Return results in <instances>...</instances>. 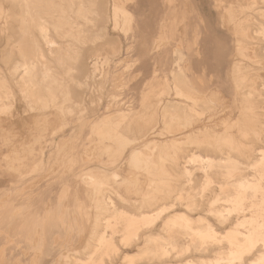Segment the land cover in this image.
Instances as JSON below:
<instances>
[{
  "label": "rangeland",
  "instance_id": "rangeland-1",
  "mask_svg": "<svg viewBox=\"0 0 264 264\" xmlns=\"http://www.w3.org/2000/svg\"><path fill=\"white\" fill-rule=\"evenodd\" d=\"M7 1L0 0V81L4 83L0 91L7 94L0 101V264H82L89 255L96 262L102 257L101 264H256L264 254L263 242H257L251 254L233 258L224 236L243 217L256 215L253 212L264 204V196L258 193L257 198H248L245 211L232 213L225 197L234 193L239 179L252 181L264 175V163H260L264 162V37L257 33L259 23L264 24L260 13L264 0L253 7L256 21L247 24L241 22L245 14L240 11L245 0H96L97 27L79 22L89 39L83 54L86 71L75 72L81 85L71 86L77 103L63 102L60 96L56 106L46 109H32L19 82L23 64L32 62L26 57L35 49L41 47L40 53L50 61L52 57L37 23L23 13L21 0ZM35 5V11L45 8ZM205 24L215 27L229 43L230 56L224 64L233 58V64L241 66V81L235 68H225L224 86L204 80L193 86L199 93L196 97L192 89L175 82L170 69L177 74L187 67L186 60L194 58L191 50L183 58V40L190 36L185 27L201 44ZM249 24L252 32L246 37L242 31ZM81 28L66 27L62 35H78ZM99 28L103 38L96 41L93 36ZM23 29L28 43L18 38ZM50 35L64 53L72 43L78 45L75 38ZM240 44L249 49L250 56L235 50ZM206 70L198 66L197 74L207 76ZM35 73L39 94L46 95L49 82L40 80L39 68ZM218 90L223 92V103L214 98ZM171 116H175L173 123ZM145 152L155 155L156 163ZM193 154L214 160L230 156L239 162L238 169L229 173L214 166L211 171L191 161ZM109 196L126 216L109 227L112 245L107 249L111 250L99 239L112 215L105 202ZM253 201H257L254 206ZM163 205L170 209L153 225L137 222L129 227V218L151 214ZM217 209L226 212V220H220ZM172 212L186 213L195 228L213 223L218 238L195 247L190 235L174 233L177 245H168L163 227ZM160 243L168 248L165 253L157 249Z\"/></svg>",
  "mask_w": 264,
  "mask_h": 264
},
{
  "label": "bare ground",
  "instance_id": "bare-ground-1",
  "mask_svg": "<svg viewBox=\"0 0 264 264\" xmlns=\"http://www.w3.org/2000/svg\"><path fill=\"white\" fill-rule=\"evenodd\" d=\"M4 1H7V0H4ZM17 1V0H16ZM122 1V0H121ZM262 1V0H261ZM8 2V1H7ZM11 2V1H10ZM9 2V3H10ZM15 2V1H14ZM20 2V1H19ZM220 2V1H219ZM223 2V1H222ZM258 2V0H245L243 2V4H241V12L245 14V16L241 17L242 18V21L241 22H246L244 24H247V22H252L254 23V20L255 18L253 17V7L254 5ZM36 3H39L41 4L42 6H44L45 8L41 11L40 9L38 11H35V8L37 7L35 4ZM233 3V2H232ZM263 3V1H262ZM21 4L23 6V13L27 15V17L29 18L28 21H35L37 23V26H38V30L39 32L41 33V35L43 36V39L45 41V45L47 47V50L49 52V56L52 57V60H48L46 59L41 53H40V50H41V47L40 49L37 48L34 50L33 54L31 52V56L30 57H26V58H29V60H31L32 62H27L25 64H23L24 66V74H23V77L21 78L19 84H20V87H21V91L22 93L24 94L25 98L28 100L29 102V105L31 106L32 109H46L48 107H51V106H56L58 104V100L60 98V96H62V99H63V102H76V98H75V95H74V91L73 89L71 88V86H80L81 85V81L79 80L78 76L75 75V72L77 71V69H81V70H84L86 71V62L84 61L83 57H84V53H85V46H86V42L87 40L89 39V36L87 37V35H84L85 34V30H83L79 24V22H86V24L88 26H93V27H97L98 23H99V20L98 18H96L98 16V9H97V5H96V0H21ZM121 3H116L117 6H120ZM233 6V5H232ZM262 7V6H261ZM21 8V5L20 7ZM232 8V7H231ZM22 9L20 10V12L22 11ZM18 12V13H20ZM262 12V13H261ZM22 13V14H23ZM260 13L261 14H264L263 10L261 11L260 10ZM259 13V14H260ZM22 16V15H21ZM91 16H93V19H91ZM263 16V15H262ZM261 16V17H262ZM20 17V16H19ZM233 17V16H232ZM264 18V17H263ZM24 19V18H23ZM27 19V18H26ZM95 19L96 22L93 23V20ZM240 19V18H239ZM262 19V18H261ZM256 21V20H255ZM239 23V22H238ZM31 24V23H30ZM33 24V23H32ZM251 24V23H250ZM250 24L247 25L248 26V29L242 31L243 35L244 36H249L250 35V32L251 29L249 28L250 27ZM77 25L78 27H80L81 29L78 31L79 34L77 35L76 32H70V33H63L62 35V32H63V29L66 28V27H73ZM86 25V26H87ZM243 25V24H242ZM36 26V25H35ZM244 26V25H243ZM242 26V27H243ZM21 28V26H19ZM29 27V26H28ZM32 27V25H31ZM30 27V29H31ZM241 27V26H240ZM254 27V25H253ZM258 27V30L259 34H261L263 37H264V24H261L259 23V25L257 26ZM19 28V29H20ZM33 28V27H32ZM252 28V27H251ZM28 29V28H26ZM29 29V30H30ZM241 29V28H240ZM255 29V28H254ZM32 30V29H31ZM30 30V31H31ZM242 30V29H241ZM101 29L99 28L97 30V32L95 33V35L93 36L94 39L99 40V39H102L103 38V35L100 33ZM19 32V31H18ZM33 32V31H32ZM31 32V33H32ZM172 33V31H170ZM187 32L190 34V31L189 29H187ZM252 32V31H251ZM50 33L52 35H54L55 37L57 38H75L76 41H78V45L77 47L72 43V45H70L68 51L66 53L63 52V50H61L60 48V45L59 43L55 42L54 39L52 38V36L50 35ZM241 33V34H242ZM255 33V32H254ZM253 33V34H254ZM19 37L20 39L24 38L27 34V31L26 30H21L20 33H19ZM29 34V33H28ZM35 34V32H34ZM33 34V36H35ZM30 36L32 34H29ZM174 34H169V37H173ZM185 35V34H184ZM188 35V34H187ZM36 36H38L36 34ZM242 36V35H241ZM251 36V35H250ZM261 36V37H262ZM258 37V35L256 36ZM27 38H28V35H27ZM179 38H182V34H180V37ZM25 39V38H24ZM242 39V38H241ZM248 39V38H247ZM263 39V38H262ZM35 40V38L33 39ZM182 40V39H181ZM216 40V39H215ZM259 40V39H258ZM256 39V41H258ZM18 41V39H17ZM20 41V40H19ZM24 42H27V40H23ZM261 41H264V40H261ZM30 42V41H29ZM39 41L37 40V43ZM250 42V41H249ZM253 42V41H252ZM19 43V42H18ZM28 43V42H27ZM32 43V42H31ZM35 43V42H34ZM40 43V42H39ZM239 43V42H238ZM264 43V42H263ZM33 44V43H32ZM42 45V43H40ZM216 44V43H215ZM254 44V43H253ZM35 45V44H34ZM33 45V46H34ZM39 45V44H38ZM40 45V46H41ZM241 45V44H240ZM239 45V46H240ZM244 45V44H243ZM248 45V44H246ZM28 47V45H27ZM35 47V46H34ZM187 47V50L190 49V46H186ZM252 47V46H251ZM255 47V46H254ZM253 47V48H254ZM33 48V47H32ZM226 48V47H225ZM26 49V48H25ZM30 49V48H29ZM186 49V48H185ZM23 52H24V47H23ZM21 50V51H22ZM173 50V49H172ZM235 50H237V52L239 54H245L247 56H250L251 52L249 51V49L246 47H243L241 45V47H237ZM225 51V50H224ZM264 51V50H263ZM26 52H30L29 51H26ZM25 52V53H26ZM43 52V51H41ZM175 52V51H174ZM255 52V50H254ZM253 52V53H254ZM9 53V52H8ZM183 58H186V53L183 51ZM21 54V53H20ZM10 55V54H9ZM22 55V54H21ZM87 55V54H86ZM180 55V53H179ZM253 55V54H252ZM23 56V55H22ZM26 56V54H25ZM225 54L224 52H222L220 54V58L219 60V63L217 64V69H218V66L220 67V65L222 64V59L224 58ZM241 56V55H240ZM242 57V56H241ZM9 58V56H8ZM81 58V59H80ZM182 58V57H181ZM249 59V57H247ZM51 59V58H50ZM251 59V58H250ZM256 59V58H255ZM5 60V59H4ZM78 60V61H77ZM83 60V61H82ZM186 60V59H185ZM213 60V59H212ZM24 61V60H23ZM255 61V60H254ZM175 62V61H174ZM175 63H178L177 61ZM21 66V65H20ZM180 67V66H179ZM19 68V67H17ZM16 68V70H17ZM37 68H39L42 72V76L40 78V80L42 82H49V85L48 87L46 88V95H40L39 94V91H40V88L39 87V82L35 81V71L37 70ZM173 68V67H172ZM235 70L237 71V74L240 72L241 70V66L238 65L237 62H235L232 66V70ZM212 69V68H211ZM215 69V68H214ZM185 70V69H184ZM182 70L180 68V71L179 73H173V71L171 70V74H172V78L174 80H176L175 82H177V84L179 83V85L181 87H185V88H190L194 91L193 93V96H196L198 97V92L196 89L193 88V85L191 83V80L189 78V76L187 75V71L185 70ZM234 70V71H235ZM214 71V70H213ZM15 73V72H14ZM220 73V72H219ZM218 74V73H217ZM235 74V75H237ZM233 75V76H235ZM241 75V74H240ZM69 77V82L68 80L66 79V77ZM36 77V76H35ZM238 80L239 79V74L238 76H236ZM241 77V76H240ZM3 78V77H2ZM241 81V80H240ZM7 81H5L6 83ZM3 82L0 81V85L3 86ZM221 85H223L224 83L221 82L220 83ZM241 84V83H240ZM252 90H253V87H251ZM257 90V88H256ZM190 91V90H189ZM192 91V92H193ZM263 91V90H262ZM179 92V91H178ZM217 94L214 95V98L216 99L217 102H222L223 101V92H216ZM249 93V92H248ZM251 93V92H250ZM249 93V94H250ZM256 94V93H255ZM255 94H253L252 96H254ZM259 94V93H258ZM245 95V94H243ZM250 96V97H252ZM236 97V96H235ZM4 99H7V94L0 91V101H3ZM61 99V98H60ZM250 99V98H249ZM253 99V98H252ZM245 100V99H244ZM252 100H248V102H250ZM245 102V101H244ZM223 103V102H222ZM227 103V102H226ZM246 103V102H245ZM252 103V102H251ZM254 103V102H253ZM220 105V104H219ZM172 106V105H171ZM169 106V108L171 107ZM253 106H255V104H253ZM176 107V106H175ZM245 107H246V104H245ZM259 107V106H258ZM262 107V106H261ZM264 107V106H263ZM262 107V108H263ZM3 108V107H2ZM150 107H147L145 110H144V114L146 115V113H148L147 109H149ZM166 108V107H164ZM251 108V106H250ZM260 108V107H259ZM171 109V108H170ZM176 109V108H175ZM242 109H245L244 107ZM247 109V108H246ZM245 109V110H246ZM255 109V108H254ZM167 110V109H166ZM169 110V109H168ZM174 110V109H173ZM173 110L171 109L170 112ZM252 110V108H251ZM146 111V112H145ZM177 111V110H176ZM250 111V110H249ZM151 112V111H150ZM153 112V111H152ZM169 112V113H170ZM254 112V111H253ZM251 112L252 114H255ZM154 113V112H153ZM165 114V112H162ZM174 113V112H173ZM177 113V112H176ZM246 113V112H244ZM243 113V115H244ZM148 115V114H147ZM169 115V114H168ZM180 115V114H179ZM249 115V114H248ZM167 116V115H166ZM169 118V117H168ZM111 119V118H110ZM166 119V118H165ZM177 119H179V117H177ZM240 120L242 118H239ZM238 119V120H239ZM171 123H173V121H175V116H171ZM168 121V120H167ZM107 122V121H106ZM100 123V122H99ZM102 124V123H100ZM178 124V123H177ZM135 133V132H134ZM224 135V134H223ZM229 135V134H228ZM220 136V135H219ZM236 141V140H235ZM174 143V140L172 141ZM229 142V141H228ZM217 143V142H216ZM237 145V144H236ZM233 146V145H231ZM235 146V145H234ZM237 147V146H236ZM232 148V147H230ZM235 148V147H234ZM241 148V147H240ZM238 149V147H237ZM234 150V149H233ZM239 151V150H237ZM148 152V150H147ZM152 152V150H151ZM235 152V151H234ZM241 153V152H240ZM239 153V154H240ZM155 154V153H154ZM17 155V154H16ZM145 156H148L149 160L154 163H156V161L154 160V156L153 154L151 153H146L144 154ZM157 155V154H156ZM229 155V154H228ZM227 155V156H228ZM238 155V154H236ZM263 155H264V152H263ZM15 156V155H14ZM245 156V155H244ZM15 158V157H14ZM13 158V159H14ZM18 158V157H17ZM190 158V157H189ZM261 159H264V156L261 158ZM17 160V159H16ZM191 161H194L196 163H200V165H203L204 167L206 168H210L211 171L212 169H215L216 167L214 166H217V168H224L226 169L229 173L235 171L238 169V163L236 160H233L232 158L229 157H226L225 159H219V160H214L212 158H208V157H202L198 154H193L191 159ZM259 160V159H258ZM263 161V160H262ZM260 162V163H264V162ZM152 162V163H153ZM193 163V162H191ZM256 163V161H255ZM258 163V162H257ZM256 163V164H257ZM259 163V164H260ZM252 163H250V167ZM259 164H257L258 166H260ZM241 165V163H240ZM243 165V164H242ZM248 165V164H247ZM255 165V164H254ZM256 165V166H257ZM255 166V167H256ZM214 167V168H212ZM203 168V167H202ZM204 169V168H203ZM257 169V167L255 168ZM263 169V167H262ZM202 170V169H201ZM223 170V169H222ZM188 170H186V172H188ZM204 171V170H203ZM202 171V172H203ZM207 171V170H206ZM258 172V171H256ZM263 171H261V174ZM239 173V172H238ZM206 174V178L209 179L211 176H209V174L207 172H205ZM204 174V175H205ZM260 174L258 173L257 176H259ZM237 176V175H236ZM256 176V177H257ZM264 177V175H262ZM263 177H260V178H256L254 180H249V179H245V178H241L239 179L238 181L235 182L234 184V193H230L229 195H227L225 197V203H229L230 204V209L232 210L231 213L233 211H240V210H244V204L246 203V200L251 197H256V195L258 193H261L263 194L264 196V184H263ZM232 178V176H231ZM212 179V178H211ZM210 179V180H211ZM92 181V180H91ZM204 182V180H203ZM206 182V181H205ZM208 182H210L208 180ZM207 182V184H208ZM214 182V180H213ZM234 182V181H233ZM92 183V182H90ZM94 183V182H93ZM103 183V182H101ZM100 183V184H101ZM212 183V182H210ZM232 183V182H231ZM89 184V183H88ZM99 184V185H100ZM1 185V184H0ZM202 185V184H201ZM232 185V184H231ZM230 185V186H231ZM103 186V184L101 185ZM100 186V187H101ZM209 186V185H208ZM201 187H205V186H201ZM233 187V186H232ZM231 187V188H232ZM233 187V188H234ZM112 188V187H111ZM206 190H207V186L205 187ZM204 190V191H206ZM109 191V190H108ZM112 193V192H111ZM146 193V192H145ZM219 195V194H218ZM217 196V195H216ZM220 196V195H219ZM218 196V197H219ZM262 196V198H263ZM217 197V198H218ZM254 198V199H255ZM215 199V198H214ZM220 199V197H219ZM216 200V199H215ZM222 200V199H221ZM105 202H106V207H107V211H110V213H112L111 215V218L108 220L107 222V227L105 228L106 230L104 231L103 235L101 236V238H99L101 240V242H103L102 244H106V249L108 246H111L112 245V237H110V232H109V227L111 226V228H113L112 225H114L115 221L117 219H120L122 216L126 217L125 214H123L120 210H117L116 209V206L114 204V201L112 200V198L109 197H105ZM254 202V201H253ZM257 202V201H256ZM254 202L253 203V206L254 204L256 205L257 203ZM261 202V201H259ZM258 202V204H259ZM264 202V198L262 200L261 203ZM210 203V202H209ZM215 203V202H213ZM218 203V202H217ZM220 203V202H219ZM252 203V202H251ZM176 204V201L174 202V205ZM228 204V206H229ZM209 205V204H208ZM211 205L213 206L214 204L211 203ZM220 205V204H219ZM260 205V208L257 207L255 209V213L256 215H253L251 216V213H250V217L246 218L243 217V219L238 222L237 224V227H235L234 229L232 228L229 233L227 231V235L225 234V239H227L228 243H229V254L230 256H232L233 258L235 257H238V256H241V255H244V253H249L250 251L252 252V250L256 247V244L257 242H263L264 243V214L261 213V212H264V208L261 207L262 205L264 204H259ZM173 205L171 204L170 205V208H172ZM176 206V205H175ZM174 206V207H175ZM252 206V205H251ZM250 206V207H251ZM252 206V208H253ZM105 207V208H106ZM167 207V206H166ZM161 206V208H158V210L152 212L151 214H143L141 213V215H138L137 218H129L130 222V226L137 223V222H144V224L146 223H151L152 225L156 222V220H158L165 212H167L169 206L166 208ZM169 208V209H170ZM226 208V207H225ZM229 208V207H227ZM243 208V209H242ZM247 208V207H246ZM210 210H212L211 208H209ZM247 210V209H246ZM248 210L249 207H248ZM126 211V210H125ZM214 211V210H213ZM229 212V209L227 210ZM245 211V210H244ZM211 213V211H209ZM227 212V214H228ZM125 213V212H124ZM168 213V212H167ZM170 213V212H169ZM173 213V212H172ZM216 213L218 214L217 216H219L220 220L222 219H227V216L226 215V212L224 213L223 210H218L216 211ZM236 213V212H235ZM130 214V213H129ZM174 214V213H173ZM208 214V213H206ZM234 214V213H233ZM131 215V214H130ZM211 215V214H209ZM213 215V214H212ZM211 215V216H212ZM164 216V215H163ZM238 216V215H237ZM193 218V217H192ZM198 218V217H197ZM215 218V217H214ZM218 218V219H219ZM242 218V217H241ZM240 218V219H241ZM262 219L263 221H260L259 219ZM167 219V218H166ZM214 220V219H213ZM238 220V219H237ZM120 221V220H119ZM123 221V220H122ZM194 221V220H193ZM187 215L186 213L184 214V212L182 213H178V214H174L173 216H170L164 223V232L168 235L167 237V241L166 243L168 245H172V246H175L177 245L176 244V241L174 239V236L173 234L174 233H184V234H187L186 236L190 235L191 236V239H192V243L191 244H194L192 246H195V245H198V246H202L204 243L207 242V240L211 239L215 240L216 238V231L214 230V225H212L211 223H206L204 224L203 226H200L199 227H193V222ZM218 221V220H217ZM118 222V221H116ZM127 222V224H128ZM198 222V221H197ZM124 223H125V220H124ZM145 224V225H146ZM157 224V223H156ZM196 225V223H195ZM115 226V225H114ZM163 226V225H162ZM198 226V225H197ZM126 227V226H125ZM152 227V226H151ZM127 228V227H126ZM140 228V227H139ZM134 229V228H132ZM112 230V229H111ZM139 230V229H138ZM229 230V229H228ZM129 231V230H128ZM135 231V229L133 230ZM137 231V229H136ZM102 232V231H101ZM127 233V232H126ZM134 234V233H133ZM132 234V235H133ZM136 234H138V232H136ZM182 234V235H184ZM221 235V233H219ZM131 235V234H129ZM219 235V237H220ZM224 235V234H223ZM126 236V235H125ZM242 236V237H241ZM95 237V235H94ZM98 237V236H97ZM131 237L130 236V240H131ZM156 237V236H155ZM160 239V234L158 236ZM128 237L126 236V239ZM136 238V237H135ZM151 238V237H150ZM157 238V237H156ZM163 238V237H162ZM218 238V236H217ZM216 238V239H217ZM97 239V238H96ZM146 239H148L146 237ZM157 239V240H158ZM99 240V241H100ZM125 240V239H124ZM123 240V241H124ZM221 240V239H220ZM96 241V240H95ZM127 241V240H126ZM147 241V240H146ZM149 241V240H148ZM151 241V240H150ZM159 241V240H158ZM162 241V240H161ZM225 241V240H224ZM156 242V241H155ZM160 242V241H159ZM158 242V243H159ZM100 243V242H99ZM131 243V242H130ZM150 243H153L150 242ZM157 243V244H158ZM114 244V243H113ZM124 244H128V243H124ZM145 244H149L148 243H145ZM190 244V245H191ZM211 244V243H209ZM214 244V243H213ZM115 245V244H114ZM152 245V248H154L153 244ZM150 245V246H151ZM155 245V244H154ZM216 245V244H215ZM214 245V246H215ZM143 246V245H142ZM157 246V245H156ZM213 246V245H212ZM92 247V245L90 246ZM98 247V246H97ZM113 247V246H112ZM176 247V246H175ZM196 247V246H195ZM198 247L197 250L200 248ZM208 247V246H207ZM101 248V247H100ZM99 248V249H100ZM151 248V247H150ZM156 248V247H155ZM159 248V252L160 253H165L167 251L166 249V246H164V244L160 243L159 246H157V249ZM205 248V247H204ZM109 250H111L110 248H108ZM107 249V250H108ZM114 249V247H113ZM183 249V248H182ZM264 249V248H263ZM94 250V248H93ZM98 250V249H97ZM105 250V249H104ZM116 250V249H114ZM149 250V248H148ZM146 249V251H148ZM155 250V249H154ZM222 250V249H221ZM220 250V252H221ZM228 250V249H227ZM208 251V250H207ZM90 252V251H89ZM92 252V251H91ZM97 252V251H96ZM250 252V254H251ZM93 253V252H92ZM105 253L106 250H105ZM147 253V252H146ZM144 253V254H146ZM151 253V252H150ZM156 253V252H155ZM218 253V252H217ZM91 254V253H90ZM95 254V253H93ZM92 254V255H93ZM136 254H139L138 252ZM141 254V253H140ZM157 254H158V251H157ZM168 254V253H167ZM215 254V253H214ZM222 254V253H221ZM225 254V253H224ZM149 255V253H148ZM151 255V254H150ZM153 255V254H152ZM159 255V254H158ZM248 255V254H247ZM154 256V255H153ZM229 256V255H228ZM245 256V255H244ZM67 257V255H66ZM125 257V256H124ZM137 257V256H136ZM147 257V256H146ZM157 257V256H155ZM163 257V256H162ZM161 257V258H162ZM166 257V256H164ZM163 257V258H164ZM216 257V256H215ZM218 257V256H217ZM225 257V256H224ZM223 257V258H224ZM258 257V256H256ZM133 258V257H132ZM131 258V259H132ZM135 258V256H134ZM148 258V257H147ZM160 258V259H161ZM214 258V257H213ZM222 258V259H223ZM102 259V257H101ZM99 259V261L101 260ZM152 259V257H151ZM154 259V257H153ZM209 259V258H208ZM226 259H231V258H226ZM225 259V260H226ZM241 259V257L239 258V260ZM243 259V258H242ZM256 259V258H255ZM79 260V259H78ZM126 260V259H125ZM128 260V259H127ZM130 260V259H129ZM204 260V259H202ZM218 260V259H217ZM84 262L82 264H101L103 261L101 260V263H98L95 261V259L93 258V256L89 255L85 260H83ZM232 261V260H231ZM244 261V260H243ZM253 261V260H252ZM251 261V262H252ZM257 262V260H255ZM131 261H129L130 263ZM133 262V261H132ZM255 262V263H256ZM202 263V262H201ZM219 263V262H218ZM258 264L259 263H264V254L261 253V256L258 258ZM256 263V264H257ZM134 264V263H133ZM234 264V263H233ZM253 264V263H252Z\"/></svg>",
  "mask_w": 264,
  "mask_h": 264
},
{
  "label": "crops",
  "instance_id": "crops-1",
  "mask_svg": "<svg viewBox=\"0 0 264 264\" xmlns=\"http://www.w3.org/2000/svg\"><path fill=\"white\" fill-rule=\"evenodd\" d=\"M200 20H205V19H203V17L200 16ZM185 28L188 29L189 27L186 26ZM207 31L209 32L208 34H207ZM204 35L205 37L202 38L200 42L201 44L196 43L198 41L196 40V37L192 35V33H190V36L189 35L185 36L183 40L184 47L190 46L189 50L194 52L193 60H190V59L186 60L187 67L185 68V70L187 71V75L189 76L193 86L199 85V83L204 82V80L205 81L207 80L209 84H213V85L216 84L222 88L224 84L221 85L220 83L221 82L224 83V80L226 79V77H224V74H223L224 69L229 68V71H231L232 65L234 62V59L231 58L229 65L228 63L224 64L226 57L229 55L228 50L230 49V45L227 42V40L221 35V33L217 29H215V27H212L209 24L204 25ZM189 50H187V47H186L184 52L188 53ZM222 52H224L225 56L222 59V64L220 65V67L218 66V69H217V64L219 63V61H221L219 60V58ZM187 53H186V56H187ZM198 66L199 67L206 66L207 70L205 72L207 73V76L197 74ZM171 70L172 68L170 69V75H171ZM219 92H222V91H219Z\"/></svg>",
  "mask_w": 264,
  "mask_h": 264
}]
</instances>
